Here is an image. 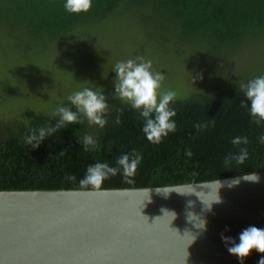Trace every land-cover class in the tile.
<instances>
[{
    "label": "trees",
    "instance_id": "16d2710c",
    "mask_svg": "<svg viewBox=\"0 0 264 264\" xmlns=\"http://www.w3.org/2000/svg\"><path fill=\"white\" fill-rule=\"evenodd\" d=\"M64 2L0 0V19L13 29L26 30L34 43L41 38L53 40L77 26L97 23L121 6H153L185 37L199 39L217 61L221 59L219 63L226 62L227 55L245 37L264 34V0H92L91 9L79 14L66 12ZM254 52L245 54L239 73L229 75L224 84L178 94L170 104L177 112L173 118L176 131L158 145L145 138L138 111L122 102L109 104L104 128L90 125L86 119L83 123L69 124L45 139L37 149L24 143L25 135L30 128L55 124L57 118L52 113L60 106L72 107L68 99L57 101L45 110L35 111L30 106L14 109L12 116L5 113L9 109L0 108V191L155 188L263 172L264 144L259 143L258 137L264 134V124L257 126L247 108L240 106L245 98L238 88L241 82L264 75V57L260 59ZM117 109H122V113ZM117 115L119 124L115 123ZM211 119H215L214 127L199 132L193 128L194 124ZM85 134L97 139L95 150L85 151L77 142V137ZM236 136H247L249 143L234 146L231 140ZM242 147L247 148L248 159L240 165L233 161L226 167L224 157L238 153ZM189 148L191 157L185 155V149ZM132 149L141 153L143 159L135 175L129 178L131 183L117 174L106 179L100 188L80 187L79 181L89 165L99 161L115 166L117 157ZM61 150H67L66 155H59ZM67 175H74L75 181L67 180Z\"/></svg>",
    "mask_w": 264,
    "mask_h": 264
},
{
    "label": "water",
    "instance_id": "95a60500",
    "mask_svg": "<svg viewBox=\"0 0 264 264\" xmlns=\"http://www.w3.org/2000/svg\"><path fill=\"white\" fill-rule=\"evenodd\" d=\"M232 178L105 190L0 191V264H257L220 234L264 228V171ZM220 182V183H219ZM220 202H215L217 199ZM229 230L225 232V228Z\"/></svg>",
    "mask_w": 264,
    "mask_h": 264
},
{
    "label": "rangeland",
    "instance_id": "374dc122",
    "mask_svg": "<svg viewBox=\"0 0 264 264\" xmlns=\"http://www.w3.org/2000/svg\"><path fill=\"white\" fill-rule=\"evenodd\" d=\"M152 8L121 6L97 23L34 43L26 30L0 19V108L9 109L8 116L29 106L45 110L83 87L102 88L108 104L119 103L112 69L130 58L151 60L152 69L165 77L162 90L182 95L224 84L239 73L245 54L264 57L262 34L245 37L219 63L199 39L185 37Z\"/></svg>",
    "mask_w": 264,
    "mask_h": 264
},
{
    "label": "clouds",
    "instance_id": "9594fccd",
    "mask_svg": "<svg viewBox=\"0 0 264 264\" xmlns=\"http://www.w3.org/2000/svg\"><path fill=\"white\" fill-rule=\"evenodd\" d=\"M64 9L69 14L87 13L92 7V0H65ZM115 72L114 99H119L122 103L128 104L133 110L138 111L143 120L142 132L148 142L158 145L169 133L176 131L177 116L175 109L170 104L175 102L178 93L172 89L162 90V82L165 77L162 73L152 69V61L145 60L143 57L130 58L125 61H118L113 69ZM202 79V74L199 76ZM239 91L243 93L245 101H241V107L247 108L249 116L257 126L264 124V75L253 77L247 82L238 85ZM102 88L83 87L74 91L67 99L69 106H60L53 113L56 117L55 124L30 128L24 137V143L30 145L32 149L39 148L40 144L52 136L61 128H66L69 124L83 123L86 119L90 125L104 128L108 123L107 114L109 104L107 98L102 94ZM73 107L75 111H73ZM122 113V109H117ZM115 123L119 124L120 119L117 115ZM215 126V119L206 123H197L193 128L199 132L208 127ZM260 144H264V134L258 137ZM77 142L83 145L85 151L95 150L98 147L97 139L91 134L77 137ZM234 146L247 145V136H236L231 140ZM67 150H61L59 155H66ZM185 155L191 157V149H185ZM249 153L246 147L239 149L238 153H228L224 157V164L228 167L233 161L236 164H243L248 159ZM143 156L136 149L128 153H123L117 157L115 166L107 162H96L87 167L85 174L80 179L81 188H100L102 183L117 174H121L126 182L133 177L138 166L142 162ZM66 179L75 181L74 175H67ZM247 181L258 183L260 180L256 172H248L226 182L228 187H233L239 182ZM220 183V182H219ZM220 202V199L215 201ZM229 229L226 227L225 232ZM220 239L224 243L227 252L243 261L251 251L264 254V228L250 225L244 228L237 239L220 234ZM257 264H264V255L258 260Z\"/></svg>",
    "mask_w": 264,
    "mask_h": 264
}]
</instances>
